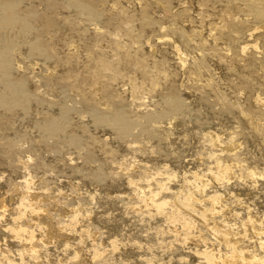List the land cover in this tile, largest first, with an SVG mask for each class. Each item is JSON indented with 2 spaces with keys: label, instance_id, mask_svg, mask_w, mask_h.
<instances>
[{
  "label": "bare ground",
  "instance_id": "6f19581e",
  "mask_svg": "<svg viewBox=\"0 0 264 264\" xmlns=\"http://www.w3.org/2000/svg\"><path fill=\"white\" fill-rule=\"evenodd\" d=\"M2 155L0 264H264V0H0Z\"/></svg>",
  "mask_w": 264,
  "mask_h": 264
},
{
  "label": "rangeland",
  "instance_id": "374dc122",
  "mask_svg": "<svg viewBox=\"0 0 264 264\" xmlns=\"http://www.w3.org/2000/svg\"><path fill=\"white\" fill-rule=\"evenodd\" d=\"M28 154L29 153H27L26 156ZM1 171L5 172V174H6V177L4 179V183L7 184L6 186L11 187V189H14V187L16 186V183L19 186L23 184L22 183L23 182V178H21V177L20 178H17V179H10L9 175L12 173V168H11V165L8 163V159H7V157L5 155H2L1 156V159H0V172ZM5 181H7L8 183L5 182ZM42 181L40 179H38V178L35 179V182H37V184H36L37 186H39L42 183ZM1 183H3V182H1ZM58 184L59 183L57 181V182L52 183L51 186H53V187H59ZM60 187H61V189L63 191V194H64V195H62V197L63 198H64V196L66 197V198L63 199V201L64 200L65 201H67V200H76L77 194L83 193V191H84V190H82L83 189L82 186H78L77 188H73L71 186L61 185ZM112 195H120V191L114 190L113 193H112ZM83 203H85V204L87 203L86 207L88 206L89 209H90V207L93 208L95 206V204L92 203V201H89L88 199L87 200L84 199L83 200ZM119 206L120 205H117V207H119ZM116 210H117V212H116ZM120 211H121V208H115V211L114 212L119 213ZM132 215L133 214L131 213V216ZM197 225H198V227H201L200 221H197ZM132 228H133V225L131 226V229ZM132 231H136V229L135 230L132 229ZM203 233L207 234V236L211 238V241H210L211 243H215V238H214L213 235H211L209 232H207L205 230L203 231ZM165 234L166 235H169L167 232ZM170 239H171V241H170ZM250 239L251 238H249V241H252V242L255 241V238L254 239L252 238L251 240ZM174 241L175 240L172 237H167V244L166 245H168V244L170 245L171 244V249H170V246L164 248L165 251H167V253H166L167 255H165L166 260L169 259L168 258V255H169L168 253L172 249H173V251H175V249H176V247L178 245L177 241H175V242ZM192 243L198 244V242L196 241V238H195L194 241H192ZM144 244L147 247L150 246V247H152L154 249H157V250L160 249L161 250V247L157 243V240L152 239L150 237H148L147 240H145ZM172 247H175V249L172 248ZM212 247L218 248V245L216 244L215 246H212ZM183 257L185 258V260H184ZM180 258H182V259H180ZM186 258H187V260H186ZM131 262H132V264H143L142 261H141V258L139 257V255L138 254H135V253L133 255L131 254ZM173 264H205V260L202 257H200L198 255H194V254H180L178 257L173 258Z\"/></svg>",
  "mask_w": 264,
  "mask_h": 264
}]
</instances>
